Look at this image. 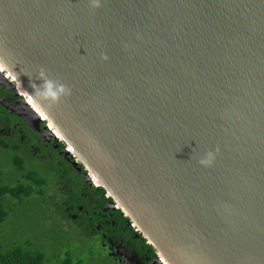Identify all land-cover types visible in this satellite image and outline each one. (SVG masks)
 <instances>
[{
  "label": "water",
  "instance_id": "water-1",
  "mask_svg": "<svg viewBox=\"0 0 264 264\" xmlns=\"http://www.w3.org/2000/svg\"><path fill=\"white\" fill-rule=\"evenodd\" d=\"M0 76L161 264H264V0H0Z\"/></svg>",
  "mask_w": 264,
  "mask_h": 264
},
{
  "label": "flooded vegetation",
  "instance_id": "flooded-vegetation-1",
  "mask_svg": "<svg viewBox=\"0 0 264 264\" xmlns=\"http://www.w3.org/2000/svg\"><path fill=\"white\" fill-rule=\"evenodd\" d=\"M0 146L27 155L54 177L60 191L56 211L78 237L95 244L114 264H161L160 257L143 234L102 188L86 182L85 168L67 154L66 145L54 141L32 114L14 86L0 76ZM33 162V160H31ZM152 247V248H151Z\"/></svg>",
  "mask_w": 264,
  "mask_h": 264
},
{
  "label": "rangeland",
  "instance_id": "rangeland-1",
  "mask_svg": "<svg viewBox=\"0 0 264 264\" xmlns=\"http://www.w3.org/2000/svg\"><path fill=\"white\" fill-rule=\"evenodd\" d=\"M13 158L18 159L15 154L0 155V183L15 184L16 178L23 180L26 173L33 172L34 178L45 184L37 190L44 196H31L22 203L12 201L8 219L0 224L2 250L20 247L40 253L44 264H56L67 256L73 264H114L101 255L98 246L78 237L74 228L60 219L56 211L60 191L55 188L54 177L34 162L23 163L24 171L18 173L10 166ZM13 174L15 177L10 180Z\"/></svg>",
  "mask_w": 264,
  "mask_h": 264
},
{
  "label": "trees",
  "instance_id": "trees-1",
  "mask_svg": "<svg viewBox=\"0 0 264 264\" xmlns=\"http://www.w3.org/2000/svg\"><path fill=\"white\" fill-rule=\"evenodd\" d=\"M15 154L18 159L13 158L9 161L10 166L16 169V172H23V163L31 165L32 161L34 163L35 159L27 155H22L10 151L8 147L0 146V155H10ZM15 174H13L9 179H13ZM26 180V181H23ZM23 180L16 178L15 184H4L0 183V224H3L9 216V210L13 206L12 201H17V203H22L24 200L31 196H44L42 191H37L39 188L45 186L44 182L34 178L33 172H28L23 176ZM152 248V247H151ZM0 264H44L43 257L40 253H31L20 247H14L9 250H2L0 247ZM56 264H73L71 257L67 256L60 262Z\"/></svg>",
  "mask_w": 264,
  "mask_h": 264
},
{
  "label": "clouds",
  "instance_id": "clouds-1",
  "mask_svg": "<svg viewBox=\"0 0 264 264\" xmlns=\"http://www.w3.org/2000/svg\"><path fill=\"white\" fill-rule=\"evenodd\" d=\"M65 89L62 85H55L52 82H49L46 86V93L50 96L53 100H55L58 95L63 94Z\"/></svg>",
  "mask_w": 264,
  "mask_h": 264
},
{
  "label": "bare ground",
  "instance_id": "bare-ground-1",
  "mask_svg": "<svg viewBox=\"0 0 264 264\" xmlns=\"http://www.w3.org/2000/svg\"><path fill=\"white\" fill-rule=\"evenodd\" d=\"M34 110H35V108H34ZM36 111V110H35Z\"/></svg>",
  "mask_w": 264,
  "mask_h": 264
}]
</instances>
